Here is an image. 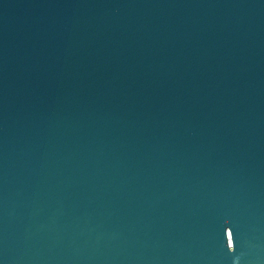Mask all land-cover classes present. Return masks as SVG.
<instances>
[{"label":"water","instance_id":"1","mask_svg":"<svg viewBox=\"0 0 264 264\" xmlns=\"http://www.w3.org/2000/svg\"><path fill=\"white\" fill-rule=\"evenodd\" d=\"M0 264H264V0H0Z\"/></svg>","mask_w":264,"mask_h":264}]
</instances>
